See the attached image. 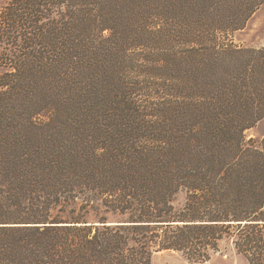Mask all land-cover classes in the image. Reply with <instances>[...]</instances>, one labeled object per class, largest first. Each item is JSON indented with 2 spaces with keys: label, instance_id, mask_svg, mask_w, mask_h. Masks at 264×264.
Here are the masks:
<instances>
[{
  "label": "trees",
  "instance_id": "obj_1",
  "mask_svg": "<svg viewBox=\"0 0 264 264\" xmlns=\"http://www.w3.org/2000/svg\"><path fill=\"white\" fill-rule=\"evenodd\" d=\"M263 3L3 7L0 264H264V47L232 39Z\"/></svg>",
  "mask_w": 264,
  "mask_h": 264
},
{
  "label": "rangeland",
  "instance_id": "obj_2",
  "mask_svg": "<svg viewBox=\"0 0 264 264\" xmlns=\"http://www.w3.org/2000/svg\"><path fill=\"white\" fill-rule=\"evenodd\" d=\"M11 0H0V12ZM233 41L244 47H264V3L248 19L242 29L235 31L232 35ZM3 68L0 67V75ZM1 90V87H0ZM248 139L254 138L258 141L264 140V118L253 128L246 131ZM186 191L180 190L174 197L173 204L181 208L186 200ZM94 218V215L91 216ZM113 220L115 217L109 214ZM151 264H199L190 262L179 252L165 250L153 253ZM205 264H250L245 255L239 253L231 240L220 243V251L214 253L210 261Z\"/></svg>",
  "mask_w": 264,
  "mask_h": 264
}]
</instances>
